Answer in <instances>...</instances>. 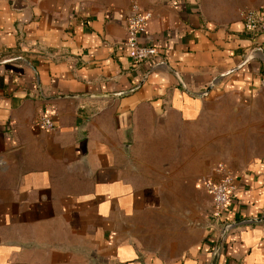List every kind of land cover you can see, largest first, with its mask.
Instances as JSON below:
<instances>
[{
    "label": "crops",
    "instance_id": "0c3cea01",
    "mask_svg": "<svg viewBox=\"0 0 264 264\" xmlns=\"http://www.w3.org/2000/svg\"><path fill=\"white\" fill-rule=\"evenodd\" d=\"M133 3L158 51L138 64ZM240 13L0 0V264H264V31ZM220 162L224 234L201 185Z\"/></svg>",
    "mask_w": 264,
    "mask_h": 264
},
{
    "label": "built area",
    "instance_id": "2783aa9c",
    "mask_svg": "<svg viewBox=\"0 0 264 264\" xmlns=\"http://www.w3.org/2000/svg\"><path fill=\"white\" fill-rule=\"evenodd\" d=\"M151 18L152 14L150 12L133 3L125 20V40L123 43L131 50V59L136 64L149 61L158 55L155 47L139 42V38L146 33ZM240 18L246 31H264L263 11L245 10L240 13ZM36 124L44 130L53 129L51 116L47 113L41 114L37 118ZM201 185L212 198V224L221 228L223 214L230 204L235 190L233 173L226 165L218 164L213 169V177L203 179ZM226 231L227 226L221 228L222 234Z\"/></svg>",
    "mask_w": 264,
    "mask_h": 264
},
{
    "label": "rangeland",
    "instance_id": "374dc122",
    "mask_svg": "<svg viewBox=\"0 0 264 264\" xmlns=\"http://www.w3.org/2000/svg\"><path fill=\"white\" fill-rule=\"evenodd\" d=\"M205 2L210 14L231 18L238 16L246 8L257 7L263 4L264 0H205ZM219 164L227 166L225 162H220ZM227 168L229 169L228 166Z\"/></svg>",
    "mask_w": 264,
    "mask_h": 264
},
{
    "label": "water",
    "instance_id": "95a60500",
    "mask_svg": "<svg viewBox=\"0 0 264 264\" xmlns=\"http://www.w3.org/2000/svg\"><path fill=\"white\" fill-rule=\"evenodd\" d=\"M219 247H220V242H218V244H217V249H218ZM215 260H216V259L213 260L212 264H215Z\"/></svg>",
    "mask_w": 264,
    "mask_h": 264
}]
</instances>
